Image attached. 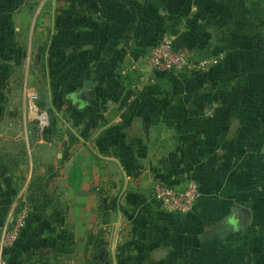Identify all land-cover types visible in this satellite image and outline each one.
Wrapping results in <instances>:
<instances>
[{
    "label": "crops",
    "instance_id": "1",
    "mask_svg": "<svg viewBox=\"0 0 264 264\" xmlns=\"http://www.w3.org/2000/svg\"><path fill=\"white\" fill-rule=\"evenodd\" d=\"M65 1L64 35L68 40L69 69L77 72V80L83 81L84 87L86 81H92L96 96L86 105L71 98L75 104L72 116L81 117L83 145L66 133L71 147L59 146L55 140L49 156L43 155L41 171L48 169L46 172L53 177L51 188H54L49 194L59 200L62 209L54 206L57 210L53 208L49 214L39 210L40 213L32 215L16 246L0 248V264H53L57 238L50 230L55 231L63 222L71 231L77 228L76 224L81 230H89L94 227V215L100 218L107 215V222L94 227L100 234L99 240L83 238L82 246L106 245L111 254L106 251L103 259L107 257L114 264L122 260L124 245L146 238L142 228L149 230L147 239L151 240L146 242L147 246L154 245L149 248L151 259L157 258L159 249L167 253L169 249L200 246L206 236L213 239L204 244L217 248L228 242L235 243L237 236L225 227L232 228L224 219L232 216L235 208L242 209L238 216L241 228H232L242 233L255 217L250 207L229 204L231 210L222 218L219 228L204 221L226 213L225 200L244 193L237 190L249 183L243 174L236 173L239 179L230 188L234 194L229 195L227 177L222 181L210 179L215 183L211 188L215 199L206 204L201 198L187 213L166 212L151 198V188L159 178L182 186L185 178L195 175V169L201 176L198 170L202 162L211 160L212 163L211 156L221 148L209 150L187 141L196 137V133L199 136L194 141L198 143L203 142L206 134L243 135L247 133V120L264 114L255 98L244 95L252 81L247 75L259 77L264 73V0ZM57 19L56 14L51 32L56 37L59 35ZM211 30L216 33V44L211 43ZM165 34L195 58L221 53L222 59L218 65L197 73L152 72L145 63V54L148 46ZM124 65L144 80L137 85L140 90L130 97L119 92V88L126 89L130 82L123 75ZM202 118L212 122L208 133L194 130L195 120ZM169 120L182 122L175 134L180 141L173 143L172 148L164 135L168 126H158L161 121ZM68 151L74 152L68 155ZM220 182L221 187L217 184ZM12 214L8 211L7 215ZM3 216L0 212V230L5 223ZM144 219L149 226L141 227L138 223ZM53 220L59 222L52 223ZM186 223L195 230L189 236H180L178 228ZM219 234L227 235L215 238ZM140 246L143 244L134 247ZM245 250V246L238 249ZM240 252L232 256L217 255L211 264H264L262 255L252 257ZM77 258L79 264H91L88 251ZM60 259L62 264L76 263L73 254L65 253Z\"/></svg>",
    "mask_w": 264,
    "mask_h": 264
},
{
    "label": "rangeland",
    "instance_id": "2",
    "mask_svg": "<svg viewBox=\"0 0 264 264\" xmlns=\"http://www.w3.org/2000/svg\"><path fill=\"white\" fill-rule=\"evenodd\" d=\"M65 12V0H0V212L4 213L3 223L8 218V211L14 213L18 207H30V219L39 210L49 214L56 209L54 206L62 209L63 205H59V200L49 194L50 189L54 188H51L53 177L46 172L48 169L41 171L43 155L49 156L56 141L59 146L71 147V143L69 141L70 144L67 143L66 133L76 137L80 145H83V139H85L80 129L81 117L71 114L75 104L70 95L85 87L83 81L77 80V72L69 69V61L67 62L70 54L66 49L68 40L64 35ZM56 14L59 30L57 37L51 33L54 27L52 18ZM36 29L38 31H35ZM123 67L126 69L123 70V75L129 78L130 82L126 85V89L119 88V92L130 97L140 90L137 85L144 80L140 79L142 75L137 78L136 74L131 73L125 65ZM130 67L137 70L133 65ZM149 77L151 78V75ZM247 77L252 81L244 95L249 94L250 98H255L264 110V73L259 77L250 73ZM256 82H259V86ZM34 93L38 95L35 103L39 110H35L31 103ZM43 106H48V109ZM40 110L47 111L49 115V123L44 128L38 121L37 114ZM261 115V118L247 120V133L243 135L206 134L203 142L198 143L194 139L197 141L199 134L194 132L197 134L196 137L187 140L193 141L195 146L204 145L209 150L221 148V151H216L211 156L212 163L211 160L202 162L203 165L198 170L201 176L196 174L197 169L194 171L195 175H190L199 182L202 198L206 204L215 199L212 196L213 193L211 195V188L215 183L210 179L222 181L227 177L228 195L234 194L231 193L230 188L237 185L239 177L236 173L243 174V178L249 181L247 186H239L237 189L244 191L240 194L242 196L237 195L225 200L227 202L225 210H228L226 213L204 221L207 222L206 224L214 223L219 228L223 224L222 218L226 217L231 210L229 204L250 207L255 212V217L245 231L234 232L228 225L225 226L233 231L234 236H237L235 243H225V246L221 248L202 243L200 246L185 249L183 247L179 250L169 249L167 253L165 250L162 253L159 249L156 252L157 258L151 259L148 255L149 248L151 249L154 245L147 246L146 242L151 240L147 239L149 230L142 228V234L146 235V238L143 241L124 245L121 249L123 256L119 264H211L217 255L232 256L238 254L240 252L238 249L244 246L246 250L240 254L264 257V226H259L264 224V114ZM161 122L163 124L158 125L160 128L168 126L164 135L172 148L173 143L180 141L175 134H178L176 130L182 122L178 120ZM193 126L195 128L197 124L194 123ZM229 139L231 141H228ZM225 143H228L227 148ZM132 150H134L133 147ZM73 152L68 151V155ZM134 153L129 154L135 155ZM94 154L97 155L96 152ZM216 170L219 172L217 175L213 173ZM185 179V181L189 180ZM217 184L221 187V182ZM75 186L80 187L79 184ZM92 189L96 190L94 184ZM53 208L55 209L52 210ZM106 217L107 215L101 218L99 215H94L92 217L94 227L96 228L101 222L106 223ZM79 220L81 221V216ZM56 222L59 221L53 220L52 223ZM138 223L142 225L141 227L148 225L146 219ZM78 225L76 224L77 228L71 231L63 222L62 225L60 223L55 227V231L50 230L52 234H56L57 238L56 247H53L52 253L53 264H62L60 258L65 253L73 254V261L76 262L74 264H79L77 260L80 259L77 257L86 251L90 253L91 264H114L107 257L103 259L106 251L111 254L110 248L106 245L91 248L90 245L82 246L83 238L90 237L95 241L99 240L100 234L94 227L81 230ZM178 229L177 234L180 236H189L195 230L187 223ZM137 244H143V246L135 248ZM130 251L132 253H129ZM39 256L42 257V252ZM158 257L161 259L158 260Z\"/></svg>",
    "mask_w": 264,
    "mask_h": 264
},
{
    "label": "built area",
    "instance_id": "3",
    "mask_svg": "<svg viewBox=\"0 0 264 264\" xmlns=\"http://www.w3.org/2000/svg\"><path fill=\"white\" fill-rule=\"evenodd\" d=\"M221 55V53H215L212 56L195 58L188 50L178 47L172 36L165 34L153 44L144 58L152 72L180 74L209 70L220 63ZM32 96L31 103L37 110L38 107L35 102L38 95L34 93ZM37 115L40 126L46 127L49 123L48 112L40 110ZM151 198L168 213H187L193 210L198 201L201 200L202 190L199 182L194 178L189 179L182 186L159 178L153 183ZM30 210L28 206L18 207V210L7 218L0 233V248L2 250L12 248L15 245L27 225Z\"/></svg>",
    "mask_w": 264,
    "mask_h": 264
},
{
    "label": "water",
    "instance_id": "4",
    "mask_svg": "<svg viewBox=\"0 0 264 264\" xmlns=\"http://www.w3.org/2000/svg\"><path fill=\"white\" fill-rule=\"evenodd\" d=\"M210 32L212 35L211 43L216 44L217 43L216 33L214 30H211ZM95 96H96V93H95V90L93 88V82L92 81H86L85 82L84 90H80V91L72 93L70 95V97L73 100L79 101L82 105L88 104L90 99L95 98ZM43 108L48 109V106H43ZM226 235H224V234H219L218 236L215 235V238L224 237Z\"/></svg>",
    "mask_w": 264,
    "mask_h": 264
},
{
    "label": "trees",
    "instance_id": "5",
    "mask_svg": "<svg viewBox=\"0 0 264 264\" xmlns=\"http://www.w3.org/2000/svg\"><path fill=\"white\" fill-rule=\"evenodd\" d=\"M162 38V36L158 39V41L160 40ZM157 41V42H158ZM155 44V43H154ZM153 46V44L152 45H150V46H148V49H150L151 47ZM160 74H166V73H160ZM195 123L197 124V127L195 126V128H194V130H196V129H198V131L200 132V133H208L209 132V130L211 129V120H209V119H198V120H195ZM201 190H202V188H201ZM29 221H30V218L28 219V222H27V225H26V227L28 226V223H29ZM25 227V228H26ZM23 232V231H22ZM213 238H210L209 236H206L205 238H204V243H206V242H209V241H211ZM16 244V243H15ZM10 249V248H9ZM12 249V248H11Z\"/></svg>",
    "mask_w": 264,
    "mask_h": 264
},
{
    "label": "flooded vegetation",
    "instance_id": "6",
    "mask_svg": "<svg viewBox=\"0 0 264 264\" xmlns=\"http://www.w3.org/2000/svg\"><path fill=\"white\" fill-rule=\"evenodd\" d=\"M242 211V209L240 208H235L233 210V215L230 216L228 219H224V221L228 224H230V226L234 229H238V228H241V221L238 219V216H239V213ZM237 218V219H236Z\"/></svg>",
    "mask_w": 264,
    "mask_h": 264
}]
</instances>
